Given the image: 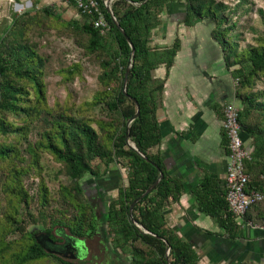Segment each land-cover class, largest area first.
<instances>
[{
    "label": "trees",
    "instance_id": "16d2710c",
    "mask_svg": "<svg viewBox=\"0 0 264 264\" xmlns=\"http://www.w3.org/2000/svg\"><path fill=\"white\" fill-rule=\"evenodd\" d=\"M98 1L109 32L101 33L94 27L93 18L84 14L83 23L73 20L68 26L86 37V51L102 56L99 82L103 89L95 103H103L113 116L99 120V130L86 116L47 104L46 60L27 40L31 23L27 15H14L11 27L0 33V264H31L44 259L57 264H87L47 252L38 242L39 231L29 230L27 221L39 224L50 237L56 226L78 237L99 234L103 248L118 264H200L195 246L172 229L166 217L168 207L180 200L184 183L168 172L159 152H152L162 141L156 111L162 104L165 84V78H157L154 70L165 66L169 71L181 41L176 37L170 46L157 47L151 45V37L169 3H184L179 22L188 27L202 20L211 22V36L222 51L226 67L238 79L242 137L253 144L252 158L246 162L250 174L247 187L264 194V89L254 90L257 80L264 76V35L258 36L255 45L239 50L231 35L237 24H229L228 5L223 0H113L114 15L135 49L127 96L123 81L131 45L113 23L103 0ZM43 12L53 13L49 6ZM131 97L137 99L140 113L130 125V140L146 158L127 143V121L137 111ZM33 129H37L35 140L30 139ZM43 152L63 164L70 184L61 186V201L54 207L49 189L41 181L34 214L25 179L33 172L39 174ZM112 163L125 165L127 183L120 184L108 206L97 212L86 199L83 179L86 174L95 179L105 177ZM161 172L159 183L134 205L132 220L131 204ZM193 192L198 209L213 218L228 238L241 235L240 218L229 210L226 201L225 183L204 176ZM1 195L7 198L6 208ZM261 201L252 204L241 219L264 225Z\"/></svg>",
    "mask_w": 264,
    "mask_h": 264
},
{
    "label": "crops",
    "instance_id": "0c3cea01",
    "mask_svg": "<svg viewBox=\"0 0 264 264\" xmlns=\"http://www.w3.org/2000/svg\"><path fill=\"white\" fill-rule=\"evenodd\" d=\"M184 10V3H169L163 13L170 20L162 18L154 31L157 47L170 46L176 37L181 41L169 71L165 66L154 70L157 78H165V84L156 111L162 141L152 152H159L168 172L184 183L180 200L166 211L167 222L195 246L200 264H264V225L252 226L240 218L241 235L231 239L196 204L193 191L204 176L225 183L228 146L223 110L229 102L241 104L232 69L226 67L211 36L212 26L205 34L201 25L205 20L191 27L180 23ZM205 46L212 49L208 56ZM245 142L253 148L250 139Z\"/></svg>",
    "mask_w": 264,
    "mask_h": 264
},
{
    "label": "rangeland",
    "instance_id": "374dc122",
    "mask_svg": "<svg viewBox=\"0 0 264 264\" xmlns=\"http://www.w3.org/2000/svg\"><path fill=\"white\" fill-rule=\"evenodd\" d=\"M223 1L228 5L226 14L229 18V24H237L235 29L231 31V35L232 39L237 42L238 49H245L250 44L255 45L258 36L264 35V0ZM48 6L51 7L52 14L43 12V8ZM14 15H27L25 17L31 22L27 32V40L46 60L44 82L47 104L55 108L70 109L75 114L84 115L91 119L93 126L99 130L97 122L99 120H109L113 116L103 103H95L98 92L103 89L99 82V76L102 72V56L99 53L86 51L83 46L86 37L76 34L68 26V23L73 20L83 23L85 20L83 14L79 12L73 3L63 0L24 1L23 6L19 7L9 3L8 0H0V33L5 34V29L11 27ZM162 18L169 21L171 16L162 13ZM201 25L204 30L202 32L205 34L209 26H212L209 20L203 21ZM155 34L153 32L151 37L152 46H155ZM209 48V46H205L206 56L212 50ZM196 63L198 62H194L195 65ZM261 89H264V76L257 80L254 88V90ZM36 131L37 129H33L31 132V140L36 139ZM40 163L42 169L39 170V174L38 171L33 172L25 179V186L33 197L31 211L34 214L38 208V192L41 181L47 185L54 207L61 201V186L70 184V179L64 171L63 164L57 161L53 155L43 152ZM102 168L104 169V165H102ZM122 183H127V168L125 165L110 164L108 174L99 179L86 174L83 179L86 199L99 212L101 209L106 208L110 200L116 196L117 188ZM1 197L6 208L8 205L7 198L3 195ZM259 207L264 211V198ZM27 222L25 224L32 232L44 230L39 224L30 223L31 221ZM59 230L60 228L56 226L53 233L63 237L71 235L67 228H63L60 233ZM85 238L86 258L82 260L73 259L71 253L68 252L65 257L66 260L76 263L84 261L87 264H118L109 256L110 251L108 252L103 248L99 234ZM31 264L57 263L51 259H44Z\"/></svg>",
    "mask_w": 264,
    "mask_h": 264
},
{
    "label": "built area",
    "instance_id": "2783aa9c",
    "mask_svg": "<svg viewBox=\"0 0 264 264\" xmlns=\"http://www.w3.org/2000/svg\"><path fill=\"white\" fill-rule=\"evenodd\" d=\"M24 1L32 0H8L15 6H23ZM74 2V6L81 14L91 16L95 28L101 33H107L110 25L105 19L98 0H63ZM105 4V0H103ZM238 79H235L237 85ZM239 106L229 102L223 110V128L228 140V163L225 176L226 201L229 210L238 218L244 216L250 206L263 200L264 194L261 191L248 190L250 174L246 168V162L251 160L253 148L249 147L242 137L239 121ZM250 225L262 227L261 225Z\"/></svg>",
    "mask_w": 264,
    "mask_h": 264
},
{
    "label": "water",
    "instance_id": "95a60500",
    "mask_svg": "<svg viewBox=\"0 0 264 264\" xmlns=\"http://www.w3.org/2000/svg\"><path fill=\"white\" fill-rule=\"evenodd\" d=\"M112 1L113 0H105V7H106V10L108 11V13L111 15V18H112V21L113 23L120 29V31L123 33V35L126 37V39L128 40V42L130 43L131 45V55H130V58H129V61H128V64H127V67H126V71H125V75H124V81H123V92L125 95L129 96L128 93H127V81H128V75H129V72L133 66V58H134V52H135V49H134V46L132 44V42L130 41L129 37L127 36V34L125 33L124 29L121 27L120 23L118 22L116 16L114 15V12L112 10ZM132 98V97H131ZM132 100L137 104V111L136 113L127 121V127H126V138H127V143L128 145L133 148L134 150H136L142 157L146 158V156H144L139 150L138 148L136 147V145L131 142L130 140V135H129V128H130V125L131 123L138 117L139 113H140V106L138 104V101L136 98H132ZM163 177V173L161 172L159 177L157 178V180L151 185L149 186L144 192L143 194L137 198L136 200H134V202L131 204L130 206V212H131V218L132 220L133 219V215H132V210H133V207L134 205L142 198L144 197L145 195H147L149 192L152 191V189L159 183V181L161 180V178ZM43 240L44 241H50L51 240V237L49 234L47 233H44L43 235ZM43 240L39 239L38 238V242L40 244H42L44 246V242ZM76 240V244H75V248L76 247H81L83 249L84 246V240L83 239H75ZM45 250L49 253H52V254H56L58 256H61L62 258H65V256H63L61 254V252H58L57 250L53 249V248H50V247H45ZM169 252H170V247L167 246V250H166V253H167V257L169 255ZM83 257H84V253H82Z\"/></svg>",
    "mask_w": 264,
    "mask_h": 264
},
{
    "label": "flooded vegetation",
    "instance_id": "af4514ba",
    "mask_svg": "<svg viewBox=\"0 0 264 264\" xmlns=\"http://www.w3.org/2000/svg\"><path fill=\"white\" fill-rule=\"evenodd\" d=\"M59 233L61 232V230L58 231ZM45 232L43 231H39V235L41 237V240H43V235ZM51 235L53 237H51L50 241H44V247H50L53 248L55 250H57L58 252H61V254L63 256L66 257V255H68V252L71 253L72 258H76L78 260H82L86 258V238L85 237H78V236H73L70 235L68 237H63L59 234H55V233H51ZM75 239H83L84 240V246L83 249L81 247H74L76 244V240ZM82 253H84V257L82 255Z\"/></svg>",
    "mask_w": 264,
    "mask_h": 264
}]
</instances>
